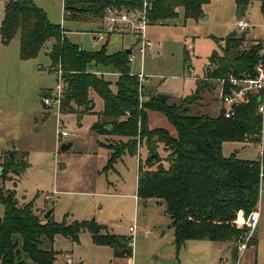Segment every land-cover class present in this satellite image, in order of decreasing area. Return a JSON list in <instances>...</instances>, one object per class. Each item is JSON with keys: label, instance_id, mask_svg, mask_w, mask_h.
<instances>
[{"label": "rangeland", "instance_id": "1", "mask_svg": "<svg viewBox=\"0 0 264 264\" xmlns=\"http://www.w3.org/2000/svg\"><path fill=\"white\" fill-rule=\"evenodd\" d=\"M5 2L0 0V21ZM33 3L46 12L50 22L60 24L67 37L84 50H99L109 35L108 53L136 48L133 45L136 37L120 28L105 34L104 39L94 37L99 18H70L63 12L62 0H33ZM246 7L242 18L251 25L246 37L264 39V14L260 2L253 1ZM236 14L234 0H210L202 5V15L197 19L185 18L183 10L178 9L175 18L149 24L145 37L153 43L152 48H146L143 56L136 53L129 62L130 71L138 79L141 101L148 99L147 93L154 96L168 94L170 97L166 102L178 104L195 92L196 78L204 75L209 56L213 51L221 53L222 40L235 29ZM103 29L102 24L98 32ZM53 41H46L35 58L21 61L17 34L5 48L9 59L2 56L0 92L5 84L17 99H4L2 105L0 98V136L3 139L0 163L3 150L16 149L26 152L28 165L19 176L9 171L7 178L0 176V188L14 189L20 204L32 201L40 217L52 210L50 215L57 222L69 224L94 220L105 227L103 233L125 236L132 241L130 254L117 258L112 247L95 244L87 229L80 231L77 241L56 234L52 245L57 251L55 264H65L68 254L72 264H235L236 261L239 264H264V187L257 203L259 217L251 242L246 239L240 242L238 239L231 242L191 239L177 248L164 202L135 196L138 161L145 158V147H139L134 155L124 153L114 168L104 169L111 152L104 144L113 137L91 129L103 109L102 99L92 92L95 105L88 113L61 112L55 105L43 104V89L53 90L58 83L57 73L48 70V51ZM25 63L32 65L33 71L25 69ZM87 69L103 74L111 83V89L116 91L119 74L113 67L90 63ZM200 96L190 106L189 113L218 115L221 104L211 82ZM147 116L150 127L175 134L162 113L150 111ZM61 131L69 135L61 137ZM68 143L72 145L62 150L61 145ZM233 151L244 159L259 156L258 143L253 141L223 143L225 156ZM159 153L164 155L162 147ZM4 213V205L0 202V218ZM249 215L239 212L235 219L237 228L246 227L242 235L249 232L246 225ZM130 225H134V232L129 231ZM241 242L245 247L240 253Z\"/></svg>", "mask_w": 264, "mask_h": 264}, {"label": "trees", "instance_id": "2", "mask_svg": "<svg viewBox=\"0 0 264 264\" xmlns=\"http://www.w3.org/2000/svg\"><path fill=\"white\" fill-rule=\"evenodd\" d=\"M143 1L62 0L65 15L73 19L102 18L107 6L142 9ZM147 1L151 4L146 13L151 24L175 18L178 9L183 10L185 18L197 19L202 15V5L210 0ZM234 1L237 11L241 5L259 1L264 13V0ZM17 34L22 60L35 58L46 41L54 40L48 51L49 70H61V112H91L92 92L102 99L103 109L91 129L113 137L104 144L111 150L104 169L114 168L124 153L134 155L139 147H145L146 156L139 159L137 166L136 196L164 202L177 248L191 239L231 242L245 235L242 233L246 227L237 228L235 219L239 212L247 215L256 209L259 172L261 165L264 166V115L258 111V92L246 94L245 101L229 117H225L223 108L216 116L191 114L189 110L201 98L203 88L214 79L229 71L253 75L257 47L241 49L243 38L227 35L222 40L221 53L213 51L204 75L196 78V91L180 103L170 104L150 93L146 101L140 102V86L136 75L131 74L125 49L108 53L107 40L99 50L82 49L71 43L61 25L50 22L46 12L33 0L5 2L0 22L2 44H8ZM185 55L186 61V52ZM90 63L111 66L118 72L116 91L103 74L88 71ZM150 111L162 113L175 134L163 128H150L147 118ZM261 140L263 151L255 159L238 157L236 151L228 156L222 152L224 142ZM160 147L163 156L159 153ZM26 156L25 151L3 150L0 176L7 178L8 171L19 176L28 165ZM0 202L5 208L0 218L1 264H28V261L29 264H55L57 251L52 245L56 234L77 241L83 229L90 232L95 244L112 247L114 257L131 252L130 238L103 233L105 227L94 220L66 224L55 221L51 215L40 217L32 201L18 203L14 189L0 188ZM252 240L250 236L247 241ZM125 250L129 253L125 254Z\"/></svg>", "mask_w": 264, "mask_h": 264}, {"label": "built area", "instance_id": "3", "mask_svg": "<svg viewBox=\"0 0 264 264\" xmlns=\"http://www.w3.org/2000/svg\"><path fill=\"white\" fill-rule=\"evenodd\" d=\"M150 2L147 0L143 1L142 9L136 8H119L116 6H107L105 12L101 18L103 24V31L97 32L96 38L104 39L105 34L109 35L110 33L121 30L130 33L136 37L134 45L135 49H131V53L128 56L129 62L132 58L138 53L140 56H143L146 48H152V42L145 37V31L149 24L147 18V9L150 8ZM235 30L238 35L247 31L251 27L250 23L239 17L235 21ZM139 40V41H138ZM254 46L257 47L258 60L254 65V74H241L236 75L234 72L229 71L225 76L221 78L214 79L211 81V87L215 91L216 99L220 102L221 108H223V113L225 117L233 115L235 108L245 101L246 94L251 92H258V111L264 115V39H249L246 36L243 38L240 48L245 49L247 47ZM134 51V53H132ZM58 75V83L55 89L49 90L43 96L44 105H55L59 108L61 102V93H62V82H61V70L56 71ZM142 76L141 74H139ZM198 78H202L198 77ZM141 97V96H139ZM140 102L141 98H140ZM61 137H66L69 135L66 131H61ZM259 156H261L263 151V141H259ZM259 197L261 198V191L264 187V166L261 165L259 172ZM258 205L254 209L246 222L248 227V234L244 235L238 241L248 240L252 235V232L255 228V225L258 221L259 212ZM129 231L134 232V225L129 226ZM132 243V241L130 242ZM245 247V243L241 242L239 246L240 253ZM65 264H72V258L70 255L65 256ZM235 264H239V261H236Z\"/></svg>", "mask_w": 264, "mask_h": 264}, {"label": "crops", "instance_id": "4", "mask_svg": "<svg viewBox=\"0 0 264 264\" xmlns=\"http://www.w3.org/2000/svg\"><path fill=\"white\" fill-rule=\"evenodd\" d=\"M63 3V2H62ZM246 9H247V7H246ZM245 9V10H246ZM64 12V11H63ZM264 14V13H263ZM98 20V22H99V28L96 30V31H93V33H94V37H96V34H97V32L100 30V28H101V26H102V21H101V18H99V19H97ZM248 21V20H247ZM1 22V21H0ZM249 22V21H248ZM149 25V24H148ZM148 27V26H147ZM64 34H65V30H64ZM65 36L67 37V35L65 34ZM110 36V35H109ZM109 36L107 37V41H109ZM68 38V37H67ZM95 39V38H94ZM68 40L71 42V43H73V44H76V43H74V42H72L69 38H68ZM108 43V42H107ZM9 44V43H8ZM8 44H2V42H1V39H0V62L2 63V56L5 58V59H9V52H8V50L7 49H5V48H8L7 46H8ZM76 45H78V44H76ZM134 45V44H133ZM131 49V48H130ZM18 51V50H17ZM154 51H155V49H154ZM156 52H157V50H156ZM131 53V52H130ZM17 55H18V52H17ZM128 56H129V54H128ZM15 57V56H14ZM18 57H19V60H21V61H28V60H31V59H26V60H22L21 58H20V56L18 55ZM23 66V65H22ZM50 66V65H49ZM105 68H106V66H105ZM25 69H27V70H30V72L31 71H33V67H32V65H29V64H26L25 63ZM49 70V69H48ZM50 71V70H49ZM88 71H89V69H88ZM91 72V71H90ZM102 72H106V71H102ZM94 73H97V74H99L100 72L99 71H96V72H94ZM131 74H132V72H131ZM197 77H200V76H197ZM196 78V77H195ZM49 90H51V89H43V96L49 91ZM0 98H1V101H2V105H3V103H4V99H9V100H13L14 98L15 99H17L16 97H13L12 95H11V93L8 91V88H7V85H5V84H2V90H1V92H0ZM22 98V96L21 97H19V99H20V101H22L23 99H21ZM95 105V104H94ZM2 108H3V106H2ZM59 111H60V109H59ZM150 128H152V127H150ZM2 143H3V139H2V136H0V149H2ZM225 143V142H224ZM71 145H72V143H71ZM223 145V144H222ZM70 147V146H69ZM136 193V192H135ZM136 196V195H135ZM123 257H125V256H123ZM123 257H117V258H123Z\"/></svg>", "mask_w": 264, "mask_h": 264}, {"label": "water", "instance_id": "5", "mask_svg": "<svg viewBox=\"0 0 264 264\" xmlns=\"http://www.w3.org/2000/svg\"><path fill=\"white\" fill-rule=\"evenodd\" d=\"M245 9H246V5H241V6L239 7L238 11H237L236 18L242 17V15H243L244 12H245ZM228 35H229V36H237L238 33H237V31H236L235 29H233ZM239 36H240L241 38H244V37L246 36V32H245V31L241 32V33L239 34ZM125 52H126L127 54H130L131 49H130V48L125 49ZM154 52H156V50H155ZM168 97H170V95H168V94H160V95H159V99H160L161 101H166V99H167ZM108 128H109V126H108ZM70 145H71V143H68V144H66V145L63 144V145H61V149H62V150H65V149H67ZM51 211H52V210H48V211L44 214V218H48L49 215L51 214ZM124 252H125V254H128V253H129L128 250H125ZM79 264H84V263H83V262H80Z\"/></svg>", "mask_w": 264, "mask_h": 264}]
</instances>
